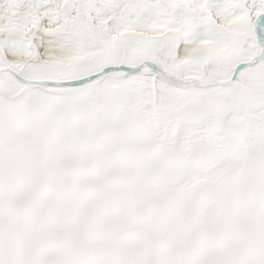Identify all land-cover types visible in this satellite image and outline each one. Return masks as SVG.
<instances>
[{
    "label": "snow or ice",
    "instance_id": "6c2138e0",
    "mask_svg": "<svg viewBox=\"0 0 264 264\" xmlns=\"http://www.w3.org/2000/svg\"><path fill=\"white\" fill-rule=\"evenodd\" d=\"M0 264H264V0H0Z\"/></svg>",
    "mask_w": 264,
    "mask_h": 264
}]
</instances>
